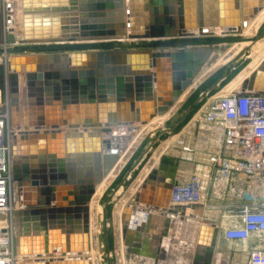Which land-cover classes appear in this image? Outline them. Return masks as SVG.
<instances>
[{
	"label": "water",
	"instance_id": "95a60500",
	"mask_svg": "<svg viewBox=\"0 0 264 264\" xmlns=\"http://www.w3.org/2000/svg\"><path fill=\"white\" fill-rule=\"evenodd\" d=\"M3 1L0 111L6 108L9 127L21 130L11 133L16 264H92L84 256L91 251L89 206L109 175L113 180L99 200L98 241L105 264H116L115 201L143 168L153 166L121 211L119 237L126 254L145 264L166 262L162 239L174 220L151 211L167 210L183 220L201 217L204 207L168 208L177 166L160 146L264 50L255 49L264 42V21L253 36H243L264 0H241V19L239 0H21V21L8 17ZM7 23L17 26L10 31ZM238 44L241 51L177 104L205 69ZM250 91L264 92V59L239 89L226 92ZM167 114L132 149L136 128ZM123 127L128 135L113 134ZM156 176L160 200L141 199ZM0 221L5 224L7 216L0 214ZM153 225H161L162 233L144 234ZM217 236L215 225L201 224L189 264H213Z\"/></svg>",
	"mask_w": 264,
	"mask_h": 264
},
{
	"label": "built area",
	"instance_id": "2783aa9c",
	"mask_svg": "<svg viewBox=\"0 0 264 264\" xmlns=\"http://www.w3.org/2000/svg\"><path fill=\"white\" fill-rule=\"evenodd\" d=\"M202 122L222 131L225 155L213 157L215 180L229 182L231 177L241 181L250 202L239 208L227 209L222 218L229 226L222 233L231 242L249 241L254 234L264 242V92L250 91L214 96L200 112ZM6 108L0 111V214L7 222L0 226V264H16L21 259L13 254L12 226V147ZM203 176L195 170L177 179L170 191L169 207L195 206L204 203ZM204 207V205H203ZM159 211L170 217L167 210ZM151 211V212H152ZM169 215H168V214ZM173 217V216H172ZM239 218V224L233 218ZM5 229V232H2ZM246 264H264V248L249 251Z\"/></svg>",
	"mask_w": 264,
	"mask_h": 264
},
{
	"label": "crops",
	"instance_id": "0c3cea01",
	"mask_svg": "<svg viewBox=\"0 0 264 264\" xmlns=\"http://www.w3.org/2000/svg\"><path fill=\"white\" fill-rule=\"evenodd\" d=\"M241 2L242 1L239 0L240 19L242 16V10H244ZM192 134H193V130L190 131L186 130V132L184 131L179 136L181 138L182 137L184 138L182 139V141H180V143L184 144L185 137L193 136ZM197 134L198 135L195 136L194 138L193 146L185 147L182 145L183 153L174 156L171 153L162 151L161 155L172 156L176 159L177 172H176L175 181L177 179H180L182 175L184 176L189 175L195 170L199 171L200 176H203L202 179L204 183L203 215L199 218H195L194 220L198 221L201 224L211 223L215 225L218 229V236L214 250V259L216 257L217 261L214 262L213 260V264H246L249 251L256 247L264 248V242L259 243L256 237L251 238L249 241L245 243L226 241L225 239H223L222 233L224 229H226L229 226V222L228 220L222 218V216L220 217L219 215L223 214L224 211L227 209L239 208L242 205L249 203L250 196L246 193V189L242 186L243 183L234 177H231V179L227 183L219 182L217 181V179L216 180L214 179L216 176V172L214 165L211 163V160L213 157L221 156V155L223 156L227 153V151H225V147L223 144L222 131L212 125L201 122ZM153 167L143 168V170L139 172V176L137 177L134 185L140 187V185L145 180L149 172L153 169ZM157 178L158 177L156 176V180L152 182L150 187L148 186L145 189V191L141 192L140 194L141 199L147 201L153 200L155 202L160 200L162 193L158 185L159 181H157ZM33 198H35V196H33ZM143 208L144 206L138 207L139 210H142ZM213 210H216V212L214 218H211V216L209 217V214L212 213L211 211ZM158 212L159 211L157 212L152 211L153 214H157L165 218L166 215L164 214L161 215V213ZM173 217L178 219V216H173ZM233 221L239 224L238 217L233 218ZM160 226L157 228H155L154 225L151 227H147L148 229L144 231V234H151V232H153L156 235H159V233H162L161 232L162 228ZM177 232H179V228H176L175 226L174 227L170 226L168 228L167 237H170L172 236L171 234H175ZM233 247L234 248L239 247L237 249L238 251L236 249H232ZM237 255L240 256V260H237L235 258ZM53 256H55V258H60L58 254H55ZM69 257L71 256H68L67 258ZM135 257L137 256L135 255ZM243 259H245L244 262H241V260L243 261Z\"/></svg>",
	"mask_w": 264,
	"mask_h": 264
},
{
	"label": "bare ground",
	"instance_id": "6f19581e",
	"mask_svg": "<svg viewBox=\"0 0 264 264\" xmlns=\"http://www.w3.org/2000/svg\"><path fill=\"white\" fill-rule=\"evenodd\" d=\"M3 2L5 4V7L8 8V13H9L8 17L12 18L14 21L15 19L21 21V0H4ZM263 21H264V9L257 15V17L254 20L249 22L248 25L243 29V36H253L258 31ZM15 25L13 26L7 23V28L10 31H13ZM262 45H264V42L259 43V46L257 45L255 49L257 50ZM243 46H244L243 44L234 45L227 51V53L221 59L217 60L216 63L209 70L205 69L202 73V76L200 78H197L194 81L193 85L190 86V88H188L185 91V93L181 96L177 104L181 103L186 98L190 90L194 88L197 84H199L201 79L206 78V76L210 72H212L214 69L218 68L219 66L224 65L227 61H229L227 58L230 59V57L234 56L236 52L241 51ZM263 59H264V50L259 54V56L252 63L248 65V67H246V69L237 77V79H235L230 85H228L222 92H226L232 88L239 89L241 80L247 77L249 73L252 70H254L256 66L260 63V61ZM168 117L169 115L167 114L164 117L156 118L148 125L142 126V127L141 126L137 127V125H134V128L137 127L136 128L137 131L135 130V132H137V135H139L140 141L144 138V135L148 131H151L157 125H161L163 122H165L168 119ZM129 128L133 130L132 126ZM17 131H21V130L14 129V132H17ZM113 134H115L116 136H126L129 134V132L127 131L126 127H123V128H119V130H113ZM134 140L135 138H133L131 143H133ZM163 145L160 147H164ZM160 147L158 151H160ZM162 149L163 148H161V151ZM156 156L157 155L154 153L152 157L154 164H156V161H157ZM123 160H125V158ZM112 179L113 177L109 175V177H106L103 180L102 184L97 188L96 193L94 194L90 202V206H89L90 207V238L91 239L96 238V242H98L99 244V246L96 249H94L93 246L91 247V251L89 255H84L90 258V260L92 261V264H105V256L100 248L101 244L98 241V235L100 234V231H101V216H100L101 210L100 209L102 208L99 200L101 199V196L103 192L105 191V189L111 183ZM136 189H137V186L133 184V190L130 192V195H127L126 197L125 195L122 196L124 197L123 199H125L124 200L125 203L123 205H120L119 203H117V205H114L113 210H112L113 211V224H114L113 231H114V237L117 243L116 245L117 250L115 254L116 264H123L127 261L134 260L135 258L134 254L125 253V247L123 246V243L121 242L122 240L119 237V234H120L119 233V222H120V215H121V211L123 207L127 206L126 204L128 202V198H130V196L133 195ZM157 216L159 217L158 219L162 218L159 215ZM171 218L174 221L173 223L171 222L170 226H173V227L175 226L176 228H179V232L175 234H171L172 236L170 237L163 238L162 248L165 253L166 262L164 263L159 262L158 264H189V260H190L189 258L191 257V254L193 252V249L196 243L197 230H198V227L201 225V223H199L198 221L194 219H190V218H186L183 220L176 219L175 217H172V216ZM1 225H4V224L0 221V226ZM189 235L191 237L190 242L188 239ZM252 237H255V235L253 234ZM77 257H81V256H76L75 258ZM137 257H138L137 259L139 261V264H144V262L148 261V260H145L144 258H140L139 256ZM216 261L217 259L215 257L214 262Z\"/></svg>",
	"mask_w": 264,
	"mask_h": 264
},
{
	"label": "rangeland",
	"instance_id": "374dc122",
	"mask_svg": "<svg viewBox=\"0 0 264 264\" xmlns=\"http://www.w3.org/2000/svg\"><path fill=\"white\" fill-rule=\"evenodd\" d=\"M219 94H221V95H223V94H228V92H222V91H220V92H218V93H216V94H214V95H212V96H210L208 99H206V101L204 102V103H202L201 104V106H199V108L196 110V112H195V114L191 117V119L189 120V122L187 123V125L185 126V127H183L182 129H181V131L178 133V134H176V135H174V136H172L171 138H169L168 140H167V142H165L164 144L165 145H163L164 147H161V148H163L162 149V151H164V152H167V153H171L172 155H178V154H180V153H183V150H182V145L183 146H186V147H188V146H193L194 145V138H195V136H197L198 134V129L200 128V123L202 122L201 121V119H200V112H201V110L204 108V106H206L208 103H209V101L214 97V96H216V95H219ZM192 124V125H191ZM159 125H157V127H158ZM187 127V128H186ZM186 128V129H185ZM186 130H188V131H190V130H193V136H189V137H185V143L183 144H181L180 143V141H182V139H184L183 137L181 138V137H179L180 136V134H182L184 131L186 132ZM152 137V136H151ZM138 138H139V135L135 138V140L133 141V143H132V149L134 148V147H136L137 146V144L138 143H140L141 141H140V138H139V140H138ZM185 153H188V152H185ZM182 155V154H181ZM109 177V176H108ZM113 180V179H112ZM134 184V183H133ZM133 184H131L128 188H127V190L125 191V193H128V194H125V196H127V195H129L130 194V192L133 190ZM123 193V192H122ZM122 193H121V195H122ZM123 194V195H124ZM124 197H121L119 200H116L115 201V205H117V203H119L120 205H123L125 202H124V200L125 199H123ZM101 211H100V216H101V222H102V208L100 209ZM212 213H210L209 214V217L211 216V218H214V216H215V212H216V210H213V211H211ZM220 217L222 216V214H220L219 215ZM188 239H189V242L191 241V237H190V235L188 236ZM93 246V248L94 249H96L98 246H99V244H98V242H96V238H94V239H92V242H91V247ZM100 248H101V250H103V246H100ZM239 247H236V248H232V249H238ZM116 248H115V253L114 254H116ZM103 252V251H102ZM90 254V253H89ZM138 257H135L134 258V260H131V261H127V262H125V263H123V264H139V262H138V259H137ZM237 260H240V256H236L235 257ZM244 260L245 259H243V261L241 260V262H244ZM239 262V261H238Z\"/></svg>",
	"mask_w": 264,
	"mask_h": 264
}]
</instances>
